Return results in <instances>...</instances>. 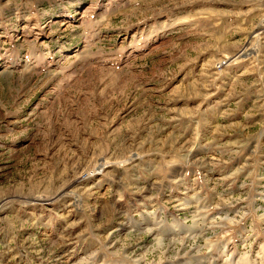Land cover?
Returning a JSON list of instances; mask_svg holds the SVG:
<instances>
[{"label":"rangeland","instance_id":"1","mask_svg":"<svg viewBox=\"0 0 264 264\" xmlns=\"http://www.w3.org/2000/svg\"><path fill=\"white\" fill-rule=\"evenodd\" d=\"M0 264H264V0H0Z\"/></svg>","mask_w":264,"mask_h":264},{"label":"built area","instance_id":"2","mask_svg":"<svg viewBox=\"0 0 264 264\" xmlns=\"http://www.w3.org/2000/svg\"><path fill=\"white\" fill-rule=\"evenodd\" d=\"M224 64L226 65V63L224 62V63H222V66H223Z\"/></svg>","mask_w":264,"mask_h":264}]
</instances>
